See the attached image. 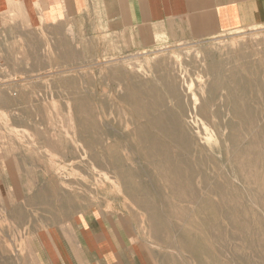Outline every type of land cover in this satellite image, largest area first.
<instances>
[{
	"label": "rangeland",
	"instance_id": "rangeland-1",
	"mask_svg": "<svg viewBox=\"0 0 264 264\" xmlns=\"http://www.w3.org/2000/svg\"><path fill=\"white\" fill-rule=\"evenodd\" d=\"M72 25L32 28L19 16L0 27V264H40L38 234L86 213L124 220L152 264H264V106L255 109V124L241 117L242 133L211 123L188 125L203 153L189 154V168L180 174L169 172L175 159L163 158L161 178L151 179L143 169L148 167L134 119L119 103L124 86L110 75L114 69L128 73L133 61L144 78L155 80L161 73L152 76L149 63L185 61L188 54L187 67L193 69L188 95L205 100L202 89L212 79L200 66L222 62L229 74L234 64L228 54L242 45L256 54L253 59L263 56L264 27L142 52L123 34ZM222 95H214L212 109L224 113L231 106L227 92ZM72 97L85 114L73 115ZM228 114L225 121L232 119ZM152 128L171 131V124L162 121ZM146 131L156 137L152 129ZM230 134L237 138L234 143ZM162 143L170 147L167 155L181 145ZM250 145L256 162L232 157ZM140 187L147 188L148 197L140 196ZM174 190L185 196L168 195ZM144 199L151 209L140 204Z\"/></svg>",
	"mask_w": 264,
	"mask_h": 264
},
{
	"label": "crops",
	"instance_id": "crops-1",
	"mask_svg": "<svg viewBox=\"0 0 264 264\" xmlns=\"http://www.w3.org/2000/svg\"><path fill=\"white\" fill-rule=\"evenodd\" d=\"M19 16L32 28L123 34L133 49L153 52L264 27V0H0L1 28ZM37 245L40 264H152L128 224L104 213L49 227Z\"/></svg>",
	"mask_w": 264,
	"mask_h": 264
},
{
	"label": "bare ground",
	"instance_id": "bare-ground-1",
	"mask_svg": "<svg viewBox=\"0 0 264 264\" xmlns=\"http://www.w3.org/2000/svg\"><path fill=\"white\" fill-rule=\"evenodd\" d=\"M53 43L55 44L54 46L58 45V43L57 45L55 42ZM246 49L247 48L244 45H242L237 50V52L234 53L232 52L228 54L230 62L232 61V63L234 64V66L228 68L227 73L229 72V74H225L226 72L225 69L227 68L225 67L226 64L223 65L222 62L210 63L206 65V67L204 65L200 66L203 68L201 74L204 76H210L212 79V81L208 84V86L206 87L205 85L204 88L202 89V92L206 90V94H208V98L205 100L203 98H198L196 95L193 96L188 95L190 91H192L189 84V77H190V71H193V69L191 68L189 69L187 67L188 65L190 66V64H188L187 61L192 59V57L188 54L184 59L185 61L187 60L186 62L181 61L182 59L180 58L178 59L176 56L177 58L176 61L175 59L174 60L170 59L171 61L169 60L167 62L166 59L160 58L158 60L156 59L153 63H149L150 66L149 69L148 68L147 69L149 72L152 73V76L156 75L155 73L158 72L161 73L160 76L156 75L155 80L150 78H149L150 80L146 79L149 76L144 78L146 73H142L143 71L140 72V68H139L140 66L138 67V65L135 64L136 62L133 63V61L129 63L130 68L127 70L128 73H124L126 70H124V72H121L117 69H114L110 72L111 77L116 79L117 82L123 84L124 86L123 95L121 94L119 95L120 96L119 103L123 104L122 109L128 111L129 114L134 119L135 122L134 124L136 125L135 135L140 143L139 152L141 154L142 159L145 161V165L148 167V168H143V167L142 168L146 171V173L148 174L147 176H149V178L151 179L161 178V173H163V171L165 170L164 162L162 161L163 158L164 159L169 158L168 159L169 161H174L173 159H175L176 164L172 166L173 168L171 167V170H169V172L180 174L188 170L187 166L189 168L188 162L186 161L189 157V154L195 153L196 155L200 156L203 153V150H200V147L199 148L196 147L195 142H198L197 136L192 132H190V130L188 129V125L192 124L194 127L198 125L200 126L202 125L203 127L207 128L209 127V123H211L215 126L224 125L226 129L227 128L234 129L235 131L237 130L242 133L246 131V129L243 128L246 127V125L241 121L242 116H244V118H247L248 124L257 123L255 119L257 117V113L255 112V109L258 107L262 108L264 106V55L259 58L253 59V57L256 54L253 51H247ZM199 55L201 54L199 53ZM199 55H197V57L195 56L194 58L198 60ZM207 56H209L208 53ZM136 61L138 62V60ZM145 66L146 65H144L143 68H146ZM197 69L199 70V68ZM172 70H174L175 72ZM148 75L151 74L148 73ZM135 80L137 81L135 82ZM131 81L132 82L134 81V84L127 83ZM158 84L161 85V88H159ZM223 91L227 92L226 98L228 100V105L231 106L230 110L224 113L221 112L220 107L217 108V106L220 105L216 106L215 104L217 110H214V108L212 109L213 107L212 102L214 101V95L221 94V97L224 98V96L222 95ZM70 100L72 101L71 105L73 106L72 107L74 111L73 115L78 117L80 114L86 113L85 109L83 110L84 113L79 112L80 108L77 107L76 98L72 97L70 98ZM171 102H174L173 103L174 107L177 109L176 113L171 111L170 106L172 105L169 106ZM228 113L231 114L232 119L225 121L226 118L225 116ZM76 121L78 122V120ZM162 121H168L171 124V129H170L171 131L152 128V126L154 127L156 124ZM94 122L95 121L93 122L90 121V123H94ZM260 123L262 126L264 125V121H260ZM147 129L149 130L152 129V132L154 133L153 136L156 137H149L146 131ZM262 130H264V128ZM209 140H212V137L209 136ZM228 140L233 142L236 141L237 138H235L234 134H230L228 136ZM162 141H175L181 143V145L178 146V149L176 150V152H174V154L171 153L167 155L168 153H166V148H170V147H168L169 145L165 146L162 143ZM85 148L90 149L91 147L85 146ZM251 148L252 145L244 147L242 150L236 151L232 157L235 156L241 157L245 159L246 162L248 161L256 162V159L258 158V154L256 151H250ZM209 152L211 155L210 158H214V154H213L214 152H212V150H210ZM175 154L177 155L176 158L180 157L182 158V160L176 159L174 157ZM83 155H86V153H83ZM111 155L115 156L116 151L112 152ZM177 160L179 162H177ZM108 173L109 172H107V174ZM105 176L108 177L107 175ZM140 188H142L140 189V196L143 198L144 196L148 197L149 192H147L148 191L147 188L145 187H140ZM169 194H171L175 198H177V196L180 197L182 194H184L185 196V193L180 190L179 191L174 190L168 192V195ZM146 200L144 199L142 202H140V204L147 206L146 208L150 207L151 209L152 204L146 203L148 202ZM147 216H148V221L153 223V221L155 220L153 213L150 211V213H148ZM152 229L155 230L156 227Z\"/></svg>",
	"mask_w": 264,
	"mask_h": 264
}]
</instances>
